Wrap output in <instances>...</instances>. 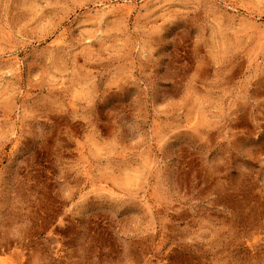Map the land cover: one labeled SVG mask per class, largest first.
Wrapping results in <instances>:
<instances>
[{"label":"rangeland","instance_id":"374dc122","mask_svg":"<svg viewBox=\"0 0 264 264\" xmlns=\"http://www.w3.org/2000/svg\"><path fill=\"white\" fill-rule=\"evenodd\" d=\"M0 264H264V0H0Z\"/></svg>","mask_w":264,"mask_h":264}]
</instances>
